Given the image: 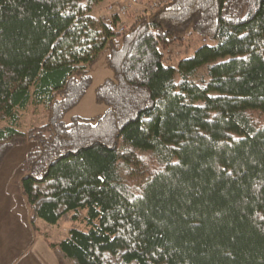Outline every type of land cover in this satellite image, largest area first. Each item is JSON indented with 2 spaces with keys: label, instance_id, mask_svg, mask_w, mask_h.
Here are the masks:
<instances>
[{
  "label": "trees",
  "instance_id": "1",
  "mask_svg": "<svg viewBox=\"0 0 264 264\" xmlns=\"http://www.w3.org/2000/svg\"><path fill=\"white\" fill-rule=\"evenodd\" d=\"M103 1L0 0V166L36 142L34 232L70 221L61 264H264V0H149L126 30L96 24ZM192 34L217 43L170 63ZM102 55L106 111L65 122ZM29 104L48 120L23 130Z\"/></svg>",
  "mask_w": 264,
  "mask_h": 264
},
{
  "label": "crops",
  "instance_id": "2",
  "mask_svg": "<svg viewBox=\"0 0 264 264\" xmlns=\"http://www.w3.org/2000/svg\"><path fill=\"white\" fill-rule=\"evenodd\" d=\"M35 145H16L0 166V264H61L50 244L61 241L54 240L60 220L51 224L38 219L34 232L21 192L23 164Z\"/></svg>",
  "mask_w": 264,
  "mask_h": 264
},
{
  "label": "rangeland",
  "instance_id": "3",
  "mask_svg": "<svg viewBox=\"0 0 264 264\" xmlns=\"http://www.w3.org/2000/svg\"><path fill=\"white\" fill-rule=\"evenodd\" d=\"M141 1V0H140ZM153 1V0H152ZM152 1L142 0L141 6L139 5L135 10L129 14V18H126V23H130L129 19H133L132 13H138L139 10H142L147 7L148 10L152 8ZM107 2V1H106ZM104 2L100 4L90 15L96 24H102V12L100 11L103 7ZM144 6V8H143ZM136 13V14H137ZM129 26V25H128ZM203 43L207 44H216L217 41L206 39L204 40L201 36L192 34L186 35L183 39L175 41L171 46L165 49V52L168 56V61L174 65H177L178 61L181 58L190 56L196 48H198ZM169 51V52H168ZM92 82L90 87L87 89L85 95L78 105L72 108L64 117V121L69 123L71 122L73 116L82 117V118H92L96 116L103 115L106 111V105L103 103H98L95 98L96 87L101 84L105 78L112 76V71L107 67L106 55H102L97 63H95L91 69ZM179 77H177V80ZM209 79L207 67L201 68L194 81L196 83L202 84ZM22 114L21 119V128H29L30 126L43 125L47 122L48 116L44 111L42 105H33L29 104L26 109L20 110ZM1 124H4L2 122ZM79 223V226L82 229H86L84 223ZM55 238L54 240H62L69 235L70 230V221L61 219L57 227L55 228ZM58 243V242H57Z\"/></svg>",
  "mask_w": 264,
  "mask_h": 264
},
{
  "label": "built area",
  "instance_id": "4",
  "mask_svg": "<svg viewBox=\"0 0 264 264\" xmlns=\"http://www.w3.org/2000/svg\"><path fill=\"white\" fill-rule=\"evenodd\" d=\"M114 2V11H112L113 7H101L102 20L104 23L108 24L109 27H116L115 25V16L121 17V15H125L129 13L132 9L137 8L140 5L139 0H115ZM144 8V6H143ZM147 15L150 14L151 10H148L147 7L144 8ZM115 14V15H114ZM140 14L138 12L136 15ZM125 25H128L125 23Z\"/></svg>",
  "mask_w": 264,
  "mask_h": 264
},
{
  "label": "bare ground",
  "instance_id": "5",
  "mask_svg": "<svg viewBox=\"0 0 264 264\" xmlns=\"http://www.w3.org/2000/svg\"><path fill=\"white\" fill-rule=\"evenodd\" d=\"M107 1V2H106ZM113 1H115V0H104L103 2H104V5H103V7L105 8V7H107V8H109V7H113L112 8V11H114L115 9H114V2ZM102 2V3H103ZM139 2H140V6H141V4H142V2L139 0ZM101 3V4H102ZM99 7V6H98ZM133 11L135 10V9H132ZM132 10L129 12V13H127V14H125V15H121V17L120 18H122V22L119 24V27H120V29L121 30H126L127 28H128V25H125V23H126V17L132 12ZM100 11L103 13V11L100 9ZM115 15V14H114ZM128 24V23H127ZM169 52V51H168Z\"/></svg>",
  "mask_w": 264,
  "mask_h": 264
}]
</instances>
